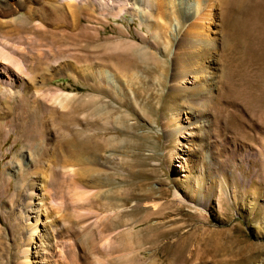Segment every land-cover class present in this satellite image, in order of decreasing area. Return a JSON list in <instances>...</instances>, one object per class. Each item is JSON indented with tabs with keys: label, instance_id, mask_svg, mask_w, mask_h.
<instances>
[{
	"label": "rangeland",
	"instance_id": "1",
	"mask_svg": "<svg viewBox=\"0 0 264 264\" xmlns=\"http://www.w3.org/2000/svg\"><path fill=\"white\" fill-rule=\"evenodd\" d=\"M9 1L0 3V69L12 68L0 72V264L153 263L150 244L110 253L100 222L112 219L126 241L203 243V264H264V0H202L203 18L198 0H168L164 11L158 0H79L74 13L68 0ZM49 49L76 57L50 56L36 77L33 61ZM22 57L23 72L13 61ZM69 140L108 144L57 156Z\"/></svg>",
	"mask_w": 264,
	"mask_h": 264
},
{
	"label": "bare ground",
	"instance_id": "2",
	"mask_svg": "<svg viewBox=\"0 0 264 264\" xmlns=\"http://www.w3.org/2000/svg\"><path fill=\"white\" fill-rule=\"evenodd\" d=\"M15 1H19V0H15ZM22 1H25V0H22ZM42 1H50V0H42ZM86 1H87L88 4L90 3V0H86ZM115 1H119V0H115ZM158 1L162 3V4L159 5L161 7V10H162L164 8V6H165V3L163 4V2L168 1V0H158ZM176 1L177 0H170V2H172V3H175ZM181 1L182 0L178 1V3H180ZM78 2H79V0H68L67 2H65V5H66L67 9L70 10L71 13H74V10H73L74 9V5H76V3H78ZM0 3L5 4L7 6L9 5V7H11L13 5L9 0H0ZM23 3H25V2H23ZM117 3H120V2H117ZM186 3H189V1L186 0ZM196 4L197 5H196L195 11L198 12L200 18H203V16H205L204 15L205 13H203L204 12L203 10L205 9V4L206 3H204V2L202 3V0H198V3H196ZM20 6H22V5H20ZM119 6H121L120 9L123 10V7H122L123 5L122 4H119ZM174 6H178V5H175L174 4ZM193 6H194V4L192 5V7ZM24 7H26L25 4H24ZM72 7H73V9H72ZM28 9H30V8H28ZM163 11H164V9H163ZM177 12H178V9H177ZM31 16H33V15H31ZM33 30H36V29H34V27H31L29 29H25L26 32H32L33 34L36 33L38 35V36L35 37L34 41H37V42H40L41 41L42 43H44V41H45L44 38H47L46 34H44L43 31H41L40 29L39 30H36V32L33 31ZM18 31H20V30H18ZM52 32L53 31H51V33ZM199 33L200 32H197L196 33L194 31H190L188 33V35H187L188 36L187 42L189 44L193 45V48H200L201 41L199 39L200 38V34ZM56 34H58V33H56ZM34 36H35V34H34ZM54 37H55V35H53V34L50 35L49 42L48 43H54L55 42V38ZM37 38H39V39H37ZM71 38H72V36H71ZM62 39H64V38H62ZM42 40H44V41H42ZM56 40H58V39H56ZM59 40H61V38ZM183 43H184V41H183ZM185 43H186V41H185ZM209 44H212V43L209 42ZM185 46H187V45H185ZM2 49L3 48H1V50ZM2 51H5V50H2ZM50 56L53 57V58H55V59H58V60L61 59V58H66V57H72L73 59H75V57H76L74 55H70L68 52H66L64 50L54 51L53 49H49L46 52H42L41 53V58H39L35 62L33 61V63L35 65H33L31 67V68L35 69V76L36 77H38V76L44 77V75H46L47 68L45 66H43V63H44V61L46 62L45 59H48ZM11 57L12 58H15L13 55H11ZM24 57H22V59H15V60L12 59L13 61H15V64L16 65L19 64L20 66H22V68L21 67H17V68H20V70H22V72L24 71L23 67L25 66V64H24L25 59H23ZM3 63H5V62H3ZM6 63L3 65L4 67H2L4 69H0V72L1 73L4 72L5 70H12L11 66L8 63L7 64ZM26 67H30V66L28 65ZM105 72H104V74H105ZM49 80H48V82H49ZM42 89H44V86H42V88H40V90H42ZM64 93H63V95H64ZM50 94H51V96H53L52 98H55V95L54 94H52V93H50ZM67 94H65V95H67ZM67 97H68V95H67ZM41 100L42 99H40L38 97V95H33V101L36 104V106H38L41 109H43V104H42ZM23 105H25V104H23ZM36 106L34 105L35 108H36ZM40 115H41V112H40ZM34 116H35V114H34ZM116 140L118 142V138ZM107 144H105V145L103 144L101 146V145H97V144H92V142L90 140H83V141H76V140H73L72 141V140H69V141L65 142L63 145H61L58 148L57 156H62L64 158L67 155L69 157H71V155H73V156H76L79 159H81L82 157L83 158L86 157V155H88V154L91 155V153H93V152H96L97 153L98 150L103 149L104 147H106ZM89 176H94V175H89ZM95 176H96V180L97 181L102 182V180H101L102 179V176L101 175H95ZM116 218L117 219L120 218V215L118 214L116 216ZM89 220H90L89 218L82 219V224L83 225L86 224L87 221H89ZM120 227H121V221H120V219H118V220L112 219L110 222H106L105 220H101V222H100V231H101L100 234H101V237L106 242L107 241H109V242L112 241L110 243H113L112 244L113 245L112 246V250H111L110 253H113V254L114 253H119L122 257H126L128 255H131L132 253H136L137 250H142L141 248H142V246L144 244H150V249L153 250V252L155 253V255L157 257V258H155V260L151 264H203L204 262H207V260L209 259V250L206 249L203 246V243H197L196 241H126L125 238H124V235L122 233L117 232L118 229H120ZM70 232H72V231H70ZM106 232L109 233V234H105ZM115 232H117V234L114 235V236H111V234H113ZM89 234H90V230L89 229H85V232L81 235V239L84 240V238L87 237ZM103 234H105V235H103ZM160 237H161V235H159L157 237V240H160ZM225 248H226V246H225ZM229 248H231V245H230ZM221 250L223 251L222 244H221V248H219L218 250H216L217 253L214 254V256H216L217 254H219L221 252ZM225 254L227 255V253H225ZM225 254H222V256H226ZM134 261H135V257L134 256H131L129 259H127L126 262L127 263H132ZM220 262H221V260H220ZM66 263L67 264H76L74 260H72L71 262H66ZM113 264H123V260L121 262L116 261Z\"/></svg>",
	"mask_w": 264,
	"mask_h": 264
}]
</instances>
